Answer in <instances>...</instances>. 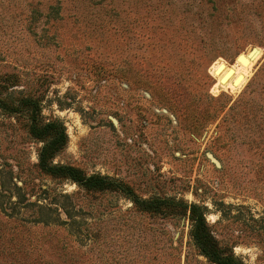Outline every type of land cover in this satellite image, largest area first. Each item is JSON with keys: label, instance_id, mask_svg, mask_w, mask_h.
I'll use <instances>...</instances> for the list:
<instances>
[{"label": "rangeland", "instance_id": "1", "mask_svg": "<svg viewBox=\"0 0 264 264\" xmlns=\"http://www.w3.org/2000/svg\"><path fill=\"white\" fill-rule=\"evenodd\" d=\"M253 47L214 92L213 63ZM34 114L65 128L53 163L125 190L43 171ZM192 203L234 264H264V0H0V264H215Z\"/></svg>", "mask_w": 264, "mask_h": 264}, {"label": "trees", "instance_id": "2", "mask_svg": "<svg viewBox=\"0 0 264 264\" xmlns=\"http://www.w3.org/2000/svg\"><path fill=\"white\" fill-rule=\"evenodd\" d=\"M37 4L40 5L38 1ZM59 6L50 5L47 9H58ZM60 8V7H59ZM35 9V7H31ZM31 103V101H29ZM32 104V103H31ZM31 134L43 142L39 152V166L47 173L54 176H63L76 182L78 185L86 189H112V188H124L113 179L101 175H87L80 168L69 164H56L53 163V158L57 153L66 145L67 134L65 128L61 123L57 121H50L40 124L35 118V114L32 117L30 124ZM126 186V185H124ZM129 188V187H128ZM133 202L141 207V210L158 212L162 208V204L167 202L166 199H141L139 197H132ZM185 209L190 211V219L192 222V228L190 236L201 253L207 257L211 262L215 264H234V257L224 255L219 249L216 240L211 235L207 226L204 212L201 207L192 203L190 205L184 204ZM39 222L47 223L43 219H38Z\"/></svg>", "mask_w": 264, "mask_h": 264}, {"label": "bare ground", "instance_id": "3", "mask_svg": "<svg viewBox=\"0 0 264 264\" xmlns=\"http://www.w3.org/2000/svg\"><path fill=\"white\" fill-rule=\"evenodd\" d=\"M261 49L257 53L254 59L246 60L242 58L240 60L236 59V62L233 64H228L225 61H216L210 68L211 73L216 77L212 89L214 92H220L223 90L230 91L232 93H237L248 74H250L251 68L254 62L260 57Z\"/></svg>", "mask_w": 264, "mask_h": 264}, {"label": "water", "instance_id": "4", "mask_svg": "<svg viewBox=\"0 0 264 264\" xmlns=\"http://www.w3.org/2000/svg\"><path fill=\"white\" fill-rule=\"evenodd\" d=\"M259 49L260 48H258V47H253V48H251L247 53H241V54H239L238 56H237V60H240L241 58L243 59V60H246L247 58V56H248V59H254L255 57H256V55H257V53H259ZM245 54L247 55V56H245Z\"/></svg>", "mask_w": 264, "mask_h": 264}]
</instances>
